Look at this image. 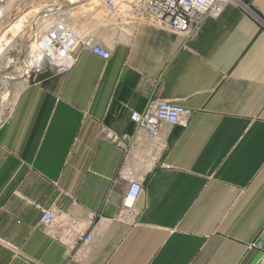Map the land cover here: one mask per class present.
I'll use <instances>...</instances> for the list:
<instances>
[{
    "label": "crops",
    "instance_id": "crops-1",
    "mask_svg": "<svg viewBox=\"0 0 264 264\" xmlns=\"http://www.w3.org/2000/svg\"><path fill=\"white\" fill-rule=\"evenodd\" d=\"M123 19V40L37 74L0 125V264H264V0L191 36ZM152 99L191 113L152 139L131 119ZM128 174L144 189L121 218ZM43 209L95 242L71 251Z\"/></svg>",
    "mask_w": 264,
    "mask_h": 264
},
{
    "label": "built area",
    "instance_id": "built-area-1",
    "mask_svg": "<svg viewBox=\"0 0 264 264\" xmlns=\"http://www.w3.org/2000/svg\"><path fill=\"white\" fill-rule=\"evenodd\" d=\"M10 1L11 0H0V18L4 19L6 17L8 13L7 6ZM233 1L237 3L245 2V0H127V6L122 7L123 3L121 0H108V5L103 6V8L107 10V13L113 12L114 14L118 13V15L122 14L120 17L124 16V18H126V16H128L129 19V16H134L136 20L150 18L157 23L169 27L177 34L191 36L202 27L208 18L218 17L223 12L227 4ZM120 11L122 12L120 13ZM132 22L137 21L132 20ZM58 26L59 24L57 27ZM56 30L59 29L54 28V30H46L47 32L43 33L46 35L43 37H41L40 34H34L31 36L32 41L28 42L32 44L26 45V42L24 41L22 46H27V49L32 46L34 52L44 53L45 50H48L47 53H58L63 57L66 56V61L69 60V63L60 65L46 62L43 68L33 67L32 71L26 75L27 78L24 79L27 83L31 80V77L34 74L36 76L38 73H42L53 66L56 67V73L65 74L77 62L78 56L83 50H93L100 54H106L108 51L99 48V46L93 45L92 40L85 43L84 38L79 39L77 46L73 48L72 44L57 47L54 43L56 38L53 37L51 38L48 47H46L48 32L52 34V31L56 32ZM79 42L83 43L80 44ZM9 113L10 110L6 115V118H4V121L9 116ZM190 113L191 112L189 110H186L179 104L159 99H152L144 111H133L131 119L135 122L137 127L146 132L150 138L157 139L160 136L163 125L167 124L170 126H176L183 124L186 116L190 115ZM109 137L110 140L116 142L117 144H121L125 139V137L121 138L115 134ZM127 178L129 179V185L126 198L119 212V217L121 218L129 216L130 218L134 217V204L144 189L142 181L132 178V174H128ZM77 223V220L72 217L60 218L53 210H42L40 224L44 227L48 234L57 240L66 243L71 251L74 249L75 242L91 245L96 240V236L93 233L77 231ZM75 257V253L71 254V258Z\"/></svg>",
    "mask_w": 264,
    "mask_h": 264
},
{
    "label": "rangeland",
    "instance_id": "rangeland-1",
    "mask_svg": "<svg viewBox=\"0 0 264 264\" xmlns=\"http://www.w3.org/2000/svg\"><path fill=\"white\" fill-rule=\"evenodd\" d=\"M63 1L68 0H11L7 6L8 13L6 17L4 19L0 18V35L3 31L9 30L12 27V24H15L20 19L24 18V25H22L20 33L16 35L17 38H13L12 45L10 46V44H8L0 56V125L3 123L4 118H6L8 111L11 109L18 94V90L27 83L24 79L27 78L26 75L28 72H23L27 68V66H25V61L28 60V56H26V54H19L18 50L26 49L22 44L25 41L26 45H28L27 39L29 40V37L36 33H39L40 36L43 37L46 35L42 34L43 32L46 30H54L55 28L59 29L56 30L58 36L61 34L63 36L61 41H58L56 38L54 43L57 47L70 45L68 42L76 41L84 34L82 38H84L85 43L92 40L94 43L99 44V48L105 50L110 49L116 42L123 40L121 37L119 38L118 31H120V28L125 25V21L121 22L122 24L120 22L116 24L110 21L107 24L101 26L98 25L97 27L96 23L101 17L107 22L110 19L109 13H107V10L102 6L97 10L89 11V6L85 3V5L83 4L81 7L76 6L73 13L59 12L46 18L32 16L36 11H40L44 5H48L47 7L49 9H53L56 5L63 4ZM126 1L127 0H121L123 3L122 7L127 6ZM121 12L122 11H120V13ZM116 15H118V13H116ZM121 15L122 14H119L118 16L120 17ZM58 24L59 26L57 27ZM10 36L11 35H8V37ZM14 43L18 45L17 48ZM79 43L82 44L83 42ZM47 70L55 71L56 67L53 66ZM9 72L12 74V79H10V83L7 84L1 79ZM32 77L34 78L35 74ZM32 77L31 79H33ZM3 90H7L6 93H4V98L1 97V95H3Z\"/></svg>",
    "mask_w": 264,
    "mask_h": 264
},
{
    "label": "bare ground",
    "instance_id": "bare-ground-1",
    "mask_svg": "<svg viewBox=\"0 0 264 264\" xmlns=\"http://www.w3.org/2000/svg\"><path fill=\"white\" fill-rule=\"evenodd\" d=\"M107 1L108 0H68V1H64L63 4L56 5L53 10L49 9L47 7L48 5H44V7L40 11H36L34 13V15H32V16L37 17L39 15L40 17L46 18L50 15H55L56 13H59V12H66V13L71 12V13H73L76 6L81 7V6H83V4L85 5V3L89 6V11H92V10L99 9L100 6H102V7L107 6L108 5ZM109 16H110V19L108 20V22L105 21L103 19V17H101V19H99V21L96 23L97 27H98V25L101 26V25L107 24L110 21L114 22L116 24L118 22L121 23L123 21V19H120V17L118 15L114 14L113 12L109 13ZM129 17L132 20L137 21L134 16H132V17L129 16ZM121 18H123V17H121ZM25 21H27V20H25ZM23 22H24V18L20 19L15 24H12V27L9 30H5L2 32V34H1L2 37H0V56L8 44H10V46L12 45L13 38H17L16 35H18L20 33V30L22 29V25H24ZM45 32H47V31H45ZM45 32H43V33H45ZM36 34H39V33H36ZM8 35H11V36L8 37ZM83 35H81L80 39H83L82 38ZM53 37L57 38L58 41H61V39L63 38L62 34L58 36L57 32H55V31H52V34L50 32H48V39L46 40V44H47L46 47H48V44L50 43L51 38H53ZM78 40H76V41L74 40L75 41V42L73 41L74 43L68 42V44H72L73 48H75L78 44ZM27 41L28 42L32 41V37H29V40L27 39ZM28 44H32V43H28ZM15 45L17 48L18 45L17 44H15ZM93 45L99 46L98 43H94V42H93ZM47 52H48V50H45L44 53L34 52L32 46L28 47V49L26 48L25 50L20 49L18 51L19 54H23V55L26 54V56H28V60L25 61V66H27V68L25 69V71L23 73H27V72L29 73L33 67L43 68L45 66L46 62H50L52 64H60V65L69 63V60L66 61V59H67L66 56L63 57L62 55H59L58 53H55V52H50V53H47ZM15 67H16V65H15ZM21 71H22V69H21ZM11 77H12V74H10V72H9V73L5 74V76H3L1 80H3V82L5 81L4 83L9 84L11 81L10 79H12ZM7 86H9V85H7ZM6 91L7 90H5V91L3 90V95H1L2 98H4L3 96H5L4 93H6Z\"/></svg>",
    "mask_w": 264,
    "mask_h": 264
}]
</instances>
